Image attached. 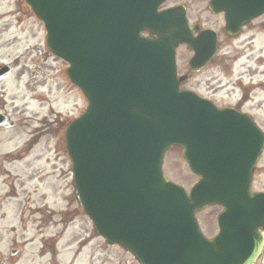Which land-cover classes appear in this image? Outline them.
Segmentation results:
<instances>
[{"label":"water","instance_id":"1","mask_svg":"<svg viewBox=\"0 0 264 264\" xmlns=\"http://www.w3.org/2000/svg\"><path fill=\"white\" fill-rule=\"evenodd\" d=\"M26 1L89 99L66 140L97 232L142 264L255 262L264 248V193H252L250 182L264 136L248 116L179 90L184 15L181 24L173 10L157 12L164 0ZM172 145L200 177L189 193L163 175ZM214 205L224 208L220 232L207 240L195 213Z\"/></svg>","mask_w":264,"mask_h":264},{"label":"rangeland","instance_id":"2","mask_svg":"<svg viewBox=\"0 0 264 264\" xmlns=\"http://www.w3.org/2000/svg\"><path fill=\"white\" fill-rule=\"evenodd\" d=\"M184 53L178 55L181 66ZM12 55L16 68L5 89L7 99L14 101L11 116L21 127L0 131L1 259L7 258L9 249L20 247L15 257L5 260L11 264H140L127 249L109 244L96 233L77 198L64 146L62 152L52 151V135L28 150L26 125L33 130L41 127L44 118L58 116L64 127L82 114L88 102L68 79V64L49 52L44 25L24 0H0L1 62L10 61ZM256 107L252 116L263 130V105ZM165 156V176L189 189L197 178L181 150L170 148ZM257 172L254 187L264 189V155ZM220 211L216 207L198 214L207 236L217 232Z\"/></svg>","mask_w":264,"mask_h":264},{"label":"flooded vegetation","instance_id":"3","mask_svg":"<svg viewBox=\"0 0 264 264\" xmlns=\"http://www.w3.org/2000/svg\"><path fill=\"white\" fill-rule=\"evenodd\" d=\"M192 1L185 3L167 0L158 7V10L175 6L185 8L190 44L192 40L196 45L204 46L205 54L215 46L213 55L206 63L199 70H193L190 60L194 52L189 45H181L179 49L182 48L187 57L183 72H180L178 66L179 76H186L181 88L211 100L220 108L232 106L247 114L254 112L256 106L263 105L264 109V11L248 17L247 13L241 11L240 5H236V11H232V16L228 13L227 17L225 10L214 11L212 0ZM251 12L255 14V6ZM5 64L10 65L11 69L14 65L8 61L2 62L0 67ZM8 79L0 78V88L5 86ZM229 99L232 101H226ZM7 104L0 92V114L9 121L11 117ZM53 123L51 131L63 140L62 126L58 121ZM0 131L3 129L0 128ZM256 175L257 168L253 174L254 179Z\"/></svg>","mask_w":264,"mask_h":264}]
</instances>
